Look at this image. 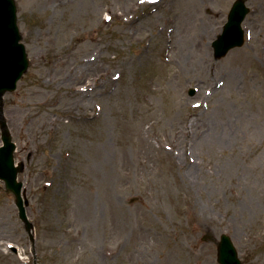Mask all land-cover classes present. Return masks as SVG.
<instances>
[{
  "label": "rangeland",
  "instance_id": "1",
  "mask_svg": "<svg viewBox=\"0 0 264 264\" xmlns=\"http://www.w3.org/2000/svg\"><path fill=\"white\" fill-rule=\"evenodd\" d=\"M233 1L15 0L29 65L3 107L35 239L0 180V264H219L221 233L264 264V0L215 59Z\"/></svg>",
  "mask_w": 264,
  "mask_h": 264
},
{
  "label": "water",
  "instance_id": "2",
  "mask_svg": "<svg viewBox=\"0 0 264 264\" xmlns=\"http://www.w3.org/2000/svg\"><path fill=\"white\" fill-rule=\"evenodd\" d=\"M229 22L225 26L223 35H220L213 43L214 54L220 57L230 47L241 43V31L239 22L244 17L247 9L243 6V0H237L231 8ZM15 3L13 0H0V130L2 145L0 146V179L5 183L6 192H12L14 203L18 209V217L24 224L30 241L34 242L33 225L26 215L27 200L22 197V182L17 181V174L24 168L22 162L15 165L13 151L15 144L8 130L3 114L2 96L6 91H12L16 81L26 70L28 65L24 46L18 43L20 35L16 25ZM230 238L221 235L218 242L217 259L220 264H241Z\"/></svg>",
  "mask_w": 264,
  "mask_h": 264
},
{
  "label": "bare ground",
  "instance_id": "3",
  "mask_svg": "<svg viewBox=\"0 0 264 264\" xmlns=\"http://www.w3.org/2000/svg\"><path fill=\"white\" fill-rule=\"evenodd\" d=\"M229 139H230L229 133H227V131L225 129V133H224V136L222 137V140L221 141L223 143V142L229 141Z\"/></svg>",
  "mask_w": 264,
  "mask_h": 264
}]
</instances>
